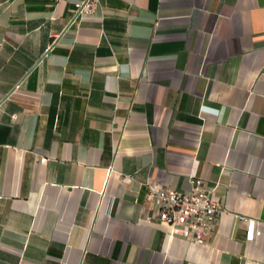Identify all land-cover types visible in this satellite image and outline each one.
<instances>
[{
	"label": "crops",
	"instance_id": "1",
	"mask_svg": "<svg viewBox=\"0 0 264 264\" xmlns=\"http://www.w3.org/2000/svg\"><path fill=\"white\" fill-rule=\"evenodd\" d=\"M82 1L0 0V264H264V0Z\"/></svg>",
	"mask_w": 264,
	"mask_h": 264
},
{
	"label": "built area",
	"instance_id": "2",
	"mask_svg": "<svg viewBox=\"0 0 264 264\" xmlns=\"http://www.w3.org/2000/svg\"><path fill=\"white\" fill-rule=\"evenodd\" d=\"M92 2L84 0L76 3L73 21L86 14ZM189 186L186 193L152 186L149 197L157 203L158 219L168 227L171 234L177 231L185 241L192 240L194 245L204 247L205 235L224 212L214 198L213 190L206 188L200 178L191 175ZM247 224L251 238L260 236V232L254 231L252 220H248Z\"/></svg>",
	"mask_w": 264,
	"mask_h": 264
}]
</instances>
